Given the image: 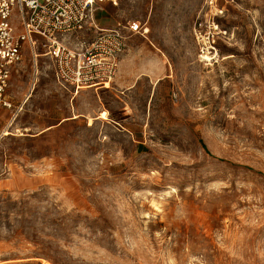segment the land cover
I'll return each instance as SVG.
<instances>
[{
    "label": "rangeland",
    "instance_id": "1",
    "mask_svg": "<svg viewBox=\"0 0 264 264\" xmlns=\"http://www.w3.org/2000/svg\"><path fill=\"white\" fill-rule=\"evenodd\" d=\"M116 1L148 31L109 88L14 73L0 264H264V0Z\"/></svg>",
    "mask_w": 264,
    "mask_h": 264
},
{
    "label": "built area",
    "instance_id": "2",
    "mask_svg": "<svg viewBox=\"0 0 264 264\" xmlns=\"http://www.w3.org/2000/svg\"><path fill=\"white\" fill-rule=\"evenodd\" d=\"M107 3L117 1L0 0V106L14 108L8 88L25 47L35 64L41 56L51 59L54 79L65 90L109 88L128 38L148 28L135 20L102 27L97 13ZM23 105L15 107L13 119Z\"/></svg>",
    "mask_w": 264,
    "mask_h": 264
},
{
    "label": "crops",
    "instance_id": "3",
    "mask_svg": "<svg viewBox=\"0 0 264 264\" xmlns=\"http://www.w3.org/2000/svg\"><path fill=\"white\" fill-rule=\"evenodd\" d=\"M99 20V19H98ZM99 24H100V22H99ZM114 25V24H113ZM112 25V26H113ZM131 37V36H130ZM129 37V38H130ZM128 38V39H129ZM30 56V59H31V61H33V57H32V55H31V52L29 51V48L28 47H25V49H24V51H23V60H22V62L25 60V58L26 57H29ZM41 57H46V56H41ZM41 57H39L38 59H40ZM122 60V59H121ZM125 60V59H124ZM21 62V63H22ZM20 63V64H21ZM165 63V62H164ZM20 64H18V65H16L15 67H14V69H13V73H12V78H13V76H14V73H16L17 71H18V67H19V65ZM12 78H11V81H12ZM11 83V82H10ZM95 90H98V89H95ZM81 91V90H80ZM80 91H78V93L80 92ZM83 91H85V90H82V92ZM78 93H74L75 95H77ZM8 98H9V100L12 102V104H14L13 103V101H12V99L10 98V96H9V94H8ZM3 109H9L12 113V115L14 114V110L13 109H11V108H5V107H1L0 106V114L3 112ZM9 119H11L10 117H9ZM9 119H8V122H7V125L10 123V121H9ZM12 120H13V117H12ZM6 125V126H7Z\"/></svg>",
    "mask_w": 264,
    "mask_h": 264
},
{
    "label": "bare ground",
    "instance_id": "4",
    "mask_svg": "<svg viewBox=\"0 0 264 264\" xmlns=\"http://www.w3.org/2000/svg\"><path fill=\"white\" fill-rule=\"evenodd\" d=\"M201 57L203 58V60H210L211 59V57L209 55H202ZM100 117L103 118V119H107L108 118L106 112H102ZM7 134H10V133H7V132L4 133V135H7Z\"/></svg>",
    "mask_w": 264,
    "mask_h": 264
}]
</instances>
